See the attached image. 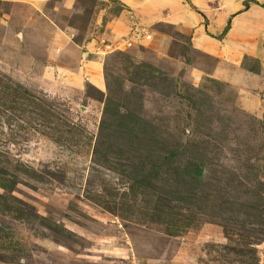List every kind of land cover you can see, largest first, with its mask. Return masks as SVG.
<instances>
[{
    "label": "rangeland",
    "instance_id": "374dc122",
    "mask_svg": "<svg viewBox=\"0 0 264 264\" xmlns=\"http://www.w3.org/2000/svg\"><path fill=\"white\" fill-rule=\"evenodd\" d=\"M188 35L0 0V264H264V72Z\"/></svg>",
    "mask_w": 264,
    "mask_h": 264
},
{
    "label": "crops",
    "instance_id": "0c3cea01",
    "mask_svg": "<svg viewBox=\"0 0 264 264\" xmlns=\"http://www.w3.org/2000/svg\"><path fill=\"white\" fill-rule=\"evenodd\" d=\"M118 1L151 20L158 17L160 21L179 24L181 30L189 34L192 44H196L201 51L215 53L218 57L216 70L222 73L230 68L246 69L249 76H258L264 72L263 0L248 2L245 7L243 0H188L197 10L196 13L189 10L191 5L186 0ZM185 4L189 7L184 8ZM154 6L166 10L157 12L158 9ZM227 21L229 25L224 30ZM205 29L216 35L215 40L201 35L200 31ZM72 73L82 78L83 66ZM237 75L239 74L236 72L235 76ZM67 77L69 79V75Z\"/></svg>",
    "mask_w": 264,
    "mask_h": 264
}]
</instances>
